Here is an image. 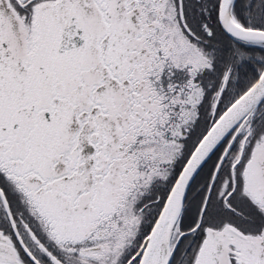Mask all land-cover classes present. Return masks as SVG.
<instances>
[{
    "label": "snow or ice",
    "instance_id": "6c2138e0",
    "mask_svg": "<svg viewBox=\"0 0 264 264\" xmlns=\"http://www.w3.org/2000/svg\"><path fill=\"white\" fill-rule=\"evenodd\" d=\"M0 264H264V0H0Z\"/></svg>",
    "mask_w": 264,
    "mask_h": 264
}]
</instances>
